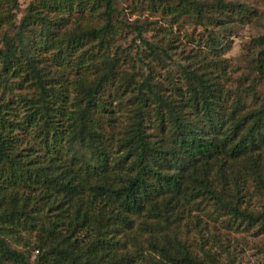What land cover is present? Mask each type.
Masks as SVG:
<instances>
[{
  "label": "trees",
  "instance_id": "16d2710c",
  "mask_svg": "<svg viewBox=\"0 0 264 264\" xmlns=\"http://www.w3.org/2000/svg\"><path fill=\"white\" fill-rule=\"evenodd\" d=\"M38 1L12 37H0V87L15 80L31 89L19 99V122L6 118L9 107L0 103V264H219L216 254L192 253L183 220L193 214L196 223L223 219L228 228L237 220L264 230L263 215L240 208L239 184L252 179L264 193V102L247 109L238 93L226 104L225 69L216 60L181 67L182 86L171 82L167 95L146 78H124L119 58L92 53L109 45L112 0ZM6 2L14 8L15 0ZM179 2L198 25L211 8L236 13L240 22L250 17L246 6L222 0ZM62 9L98 12L103 23H67L56 17ZM5 22L0 14V26ZM37 26L32 39L54 51L49 64L26 36ZM132 28L131 44L159 60L141 28ZM252 44L264 46V37ZM53 63L78 70L69 107L49 85L44 67ZM84 64L91 80L79 72ZM255 67L263 76L264 49ZM107 85L130 92L132 109L117 125L104 120L111 115L101 94ZM22 127L35 143L18 151L14 133Z\"/></svg>",
  "mask_w": 264,
  "mask_h": 264
},
{
  "label": "rangeland",
  "instance_id": "374dc122",
  "mask_svg": "<svg viewBox=\"0 0 264 264\" xmlns=\"http://www.w3.org/2000/svg\"><path fill=\"white\" fill-rule=\"evenodd\" d=\"M197 1L211 4L215 0ZM222 1L246 6L250 12L248 21L240 22L236 13L211 8L206 13L209 20L198 25L179 0H112L113 9L117 14H112L113 34L107 40L109 45L99 53H96L94 48L92 53L95 59H99L101 55L119 58L124 78L132 76L138 82L146 78L150 84H156L157 90L164 95L168 94L171 82L182 86L179 79L181 67L203 66L206 62L216 60L225 69L220 80L223 82L226 104H230L233 97L239 93L247 109H256L264 102V75L258 74L255 59L264 46L255 47L252 42L264 37V0ZM37 2L39 1L15 0L14 8H11V3L0 0V14L6 17L5 24L0 26V37L3 34L12 37L19 23L26 17L28 6ZM56 17L67 20V23H82L85 26L99 27L103 23L98 12L90 16L89 11L80 14L76 9L69 13L62 9ZM132 26L141 28L143 40L156 49L159 60L148 56L147 50L139 42L131 44V39L135 36ZM39 31L40 27L37 26L32 33L27 32L26 36L32 42L36 53L49 64L48 60L54 51H45L43 46L39 47L32 39L40 34ZM139 59L149 70L138 61ZM51 65L44 67L49 85L54 91L63 92V95L67 96L69 107L73 102L72 85L74 86L77 80L74 73L78 70H72L70 66L65 65ZM209 66L211 69V64ZM81 69L79 72L83 77L91 80V68L84 64ZM13 83L15 80H9L6 89L0 87V103L9 107L6 110V118L19 122L23 119L25 110L19 99L28 98L31 89L25 85L16 87ZM115 90V85H107L101 94L111 113L110 118L104 115V120L110 119L109 121L117 125L123 119L125 121L132 106L130 92L121 94V91ZM14 138L18 151L29 150L35 143L33 132L29 128L16 131ZM239 184L243 189L240 208L247 213L264 216V193L258 191L252 179H244ZM222 220L215 223L207 220L206 224H203V220L199 218L200 222L196 223V217L191 214L188 219L182 221L180 231L188 239L192 253L196 256H201L203 251L216 254L219 264H264V230L260 229V223L246 226L236 220L227 228L221 225ZM19 235L24 241L31 243V237L22 232ZM8 241L12 247L18 248ZM34 255V252H30V261Z\"/></svg>",
  "mask_w": 264,
  "mask_h": 264
}]
</instances>
